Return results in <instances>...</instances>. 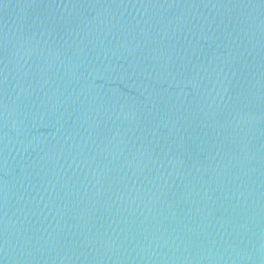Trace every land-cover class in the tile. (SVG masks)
<instances>
[{"label": "water", "instance_id": "water-1", "mask_svg": "<svg viewBox=\"0 0 264 264\" xmlns=\"http://www.w3.org/2000/svg\"><path fill=\"white\" fill-rule=\"evenodd\" d=\"M0 264H264V0H0Z\"/></svg>", "mask_w": 264, "mask_h": 264}]
</instances>
